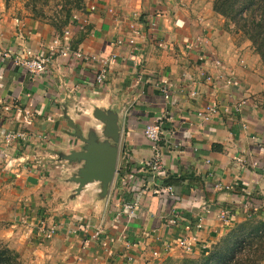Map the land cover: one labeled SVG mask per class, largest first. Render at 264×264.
I'll return each mask as SVG.
<instances>
[{
	"label": "crops",
	"instance_id": "obj_1",
	"mask_svg": "<svg viewBox=\"0 0 264 264\" xmlns=\"http://www.w3.org/2000/svg\"><path fill=\"white\" fill-rule=\"evenodd\" d=\"M83 4L73 16L77 24L87 18V26L67 24L61 30L14 17L0 4V50L15 52L27 45L42 52L69 29L71 35L62 41L71 49L97 58L117 55L103 86L95 83L98 61L56 56L36 75L0 57V239L16 251L29 250L38 264L49 259L61 264H158L198 254L247 218L264 219V71L259 55L230 34L210 0ZM151 18L157 20L156 37L147 26ZM131 22L137 33L129 30ZM129 37L134 44L124 43ZM119 39L123 42L117 43ZM159 39L166 46H158ZM194 39L200 44L191 49ZM214 59L234 72L232 85L218 78ZM163 79L169 84L168 99L159 90ZM208 103L217 104L219 113L204 121L196 112ZM96 108L115 114L119 127L120 172L106 196L97 181L76 191L70 178L81 162L66 159L83 147L68 119L82 136L95 131L100 140L111 142L102 137L104 125L93 115ZM155 119L162 121L164 177L179 179L169 193L160 191L165 186L161 179L139 166L153 154L143 129ZM6 132L21 136L6 143ZM138 175L146 178L148 189L128 217L123 203L138 193ZM171 210L181 217L178 226L166 225ZM223 211L227 223L219 217ZM41 220L54 227L48 239L37 235ZM95 229L99 238L90 240ZM187 233L196 238L191 254L177 243ZM106 236L115 238L111 256L100 243Z\"/></svg>",
	"mask_w": 264,
	"mask_h": 264
},
{
	"label": "built area",
	"instance_id": "obj_2",
	"mask_svg": "<svg viewBox=\"0 0 264 264\" xmlns=\"http://www.w3.org/2000/svg\"><path fill=\"white\" fill-rule=\"evenodd\" d=\"M90 11L94 10L93 6L89 7ZM77 17L72 16V20L69 23V26L71 28L77 27L78 29H84L88 24V19L85 18L83 21L79 24H77ZM147 26L149 27L150 33L156 37L157 36V30H158V24L156 18H151L147 21ZM128 28L131 32L137 33L138 27L135 24V22H131L128 25ZM63 37H55L42 52H36L32 50L29 46L23 45L21 46L19 51H6V50H0V57L3 58H10L14 65L26 70L30 74H41L46 68L47 65L55 59L56 56H62V57H72L75 59H81L84 61H98V69L95 74V83L97 85H105L106 79H107V73L110 64L115 62L117 55L111 54L108 57L105 58H97V56L84 53L83 51L77 49L73 50L68 44L67 40L62 41L65 39L64 37L66 35H71V31L69 29H64L61 33ZM122 40H117V43H122ZM127 44H134V38L129 37L124 43ZM158 46H166L163 40L159 39L157 42ZM200 44L199 39H194L193 42L190 43L191 49H195ZM214 68L217 70L218 78L224 79V82L227 85H232L234 83V72L232 70L225 71V68L222 64V62L219 59L212 60ZM201 75L205 76L206 80H211V75L207 74L206 72H202ZM159 90L163 94L165 99H168L170 96L169 91V84L165 79H163L159 83ZM28 113V111L26 112ZM219 113V107L215 103H208L203 108L199 109L196 112V115L204 120H211L214 116H216ZM144 136L148 139L150 142V146L152 149V156L148 160H143L139 163L140 171L141 172H149L153 178L162 179L164 178V169L162 165V153L160 149V141L162 139V121L160 119H155L149 123H146L143 129ZM21 134L15 133V132H6L4 135V142H12L15 137H19ZM257 163H253V165H256ZM143 176H136L135 182L138 186V193L133 194L130 199L126 200V202L123 203V210L126 213L128 217L133 216L136 210L139 206V195H141L142 192L148 189L147 182ZM172 190L171 185H165L164 188L160 191L169 193ZM160 191H155L156 193H160ZM219 217L223 222L229 221V216L227 212H221L219 214ZM181 217L179 214L171 210L169 216L166 218L165 222L167 226H178L180 224ZM37 235L42 236L44 238H49L54 233V227L46 225V223L41 220L37 223ZM201 224L198 221L196 223L195 228H200ZM99 229H95L93 233L90 234V240L98 239L100 235ZM190 239L187 235H182L180 239H178V246L184 251L185 254H191L193 251V242L196 241L195 235H190ZM115 241L114 237H104L100 243L105 252L111 256L113 253L111 251L110 244L111 242ZM164 245V244H163ZM165 247H168V244H165ZM154 255H157V252H154Z\"/></svg>",
	"mask_w": 264,
	"mask_h": 264
},
{
	"label": "trees",
	"instance_id": "obj_3",
	"mask_svg": "<svg viewBox=\"0 0 264 264\" xmlns=\"http://www.w3.org/2000/svg\"><path fill=\"white\" fill-rule=\"evenodd\" d=\"M83 2L84 0L72 1L78 5ZM213 10L223 16L233 15L235 24L252 42L264 65V0H214ZM53 26L61 30L60 27ZM178 180L167 176L162 178L160 183L174 187ZM260 227L262 232L255 240L247 241L244 237L234 238L227 234L209 250H205L206 247L200 248L198 255H185L173 264H262L264 223ZM260 227L256 228V235ZM0 264H23V262L16 251L0 242Z\"/></svg>",
	"mask_w": 264,
	"mask_h": 264
},
{
	"label": "rangeland",
	"instance_id": "obj_4",
	"mask_svg": "<svg viewBox=\"0 0 264 264\" xmlns=\"http://www.w3.org/2000/svg\"><path fill=\"white\" fill-rule=\"evenodd\" d=\"M72 1L73 0H0V4L3 7H5V9L8 10L10 14L14 17H18L22 19L29 18V19L37 20V21H40V22H43L49 25H56L62 29L67 24L70 23V21L72 20L73 14L77 10L85 7L83 4L84 2L78 5V4L72 3ZM210 1L212 2V8H213L214 0H210ZM221 16L224 18L225 26L229 30L230 34L234 36V38H236L238 42L247 43L248 44L247 47H250L255 53L259 55V53L255 50L252 42L243 34L242 31L239 30L238 25L235 24L234 22L235 18L233 17V15L231 14V15H226V16L221 15ZM259 58H260V55H259ZM260 61H261L262 69L264 71V65L262 63V60ZM94 128L97 129V121H96V126ZM70 164L72 163H69V162L66 163L67 165L66 167L69 170L71 169ZM38 166H40L39 163H38ZM262 223H264L263 218L253 216V217L247 218V220L240 223L239 226H236L231 231H229L227 234H230L231 237H234V238L236 236L244 237V239L247 241L255 240V238H257V236H259L262 232V228L260 227ZM257 227H260L257 232L258 235H256V232H255ZM220 239L210 244L208 247H206L205 250H209V248L213 244L220 241ZM0 242L7 245L10 249H13L14 251H16L14 248L10 247L9 244L5 242L4 240L0 239ZM16 252L19 254L20 259L22 260L23 264H38L34 262V259H32L31 257L32 255L29 250L25 252L23 251L21 252L16 251ZM182 258L183 257L172 258V259L166 258L158 264H173L174 262L179 261ZM39 264H61V261L57 259H49L48 261L45 260L44 262H40ZM262 264H264V261L262 262Z\"/></svg>",
	"mask_w": 264,
	"mask_h": 264
},
{
	"label": "water",
	"instance_id": "obj_5",
	"mask_svg": "<svg viewBox=\"0 0 264 264\" xmlns=\"http://www.w3.org/2000/svg\"><path fill=\"white\" fill-rule=\"evenodd\" d=\"M93 115L104 125L102 137L110 138L111 142L100 140V135L95 131H91L88 137L82 136L79 128L68 119V124L83 142V147L81 150L72 151L66 159L70 162H81L77 173L70 178L77 184L76 191H80L88 182L97 181L101 186V194L106 196L115 175L120 172L117 147L119 127L117 116L111 112L105 113L96 108Z\"/></svg>",
	"mask_w": 264,
	"mask_h": 264
}]
</instances>
